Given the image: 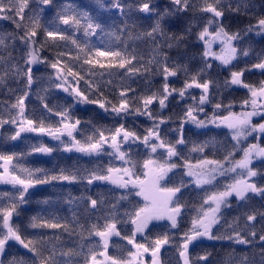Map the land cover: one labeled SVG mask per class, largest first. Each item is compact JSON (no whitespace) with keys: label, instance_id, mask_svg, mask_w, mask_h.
<instances>
[{"label":"trees","instance_id":"obj_1","mask_svg":"<svg viewBox=\"0 0 264 264\" xmlns=\"http://www.w3.org/2000/svg\"><path fill=\"white\" fill-rule=\"evenodd\" d=\"M209 10L236 38L237 58L228 67L211 63L201 42L212 21ZM260 24L264 0H0V156L10 162L12 176L40 187L26 196L0 187V244L9 216L18 239L6 246L0 264H90L104 251L98 236L112 227L119 237L110 242L111 259L128 261L135 241L149 252L165 244L161 264H184L195 223L233 181L224 176L198 187L184 168L235 163L247 148L227 129L187 125L189 115L227 117L252 100L250 90L264 87ZM30 40L41 62L37 69L30 66ZM57 70L91 107L81 108L59 91ZM233 76L242 87L234 86ZM191 85L208 87V106L198 103L199 93L187 92ZM23 101L26 120L37 129L78 124L74 138L81 147L129 134L134 141L121 148L124 162L108 148L85 157L35 136L17 141ZM153 132L175 151L173 158L153 153L146 141ZM44 148L50 154L38 156ZM151 160L176 168L162 188L179 192L172 207L180 215L176 226L153 224L136 237L145 202L134 190L97 181L120 168L143 179ZM252 170L258 193L231 200L211 242L189 245L187 264H264V160Z\"/></svg>","mask_w":264,"mask_h":264},{"label":"rangeland","instance_id":"obj_2","mask_svg":"<svg viewBox=\"0 0 264 264\" xmlns=\"http://www.w3.org/2000/svg\"><path fill=\"white\" fill-rule=\"evenodd\" d=\"M212 16V21L202 35L201 42L205 47L207 58L211 63L220 64L224 67L230 66L237 58L236 38L227 36L221 29V16L214 10L208 12ZM257 33L264 36V24H260ZM30 66L37 69L41 66L39 54L33 45L32 40L28 43ZM261 70H264L262 68ZM57 81L59 82V91L66 97L72 99L75 104L81 108L91 107L86 99L79 92L77 86L60 70H57ZM171 78V77H170ZM234 86H241L240 77L233 76ZM192 90L199 93L198 103L204 108L208 106V87L191 85L187 92ZM252 100L240 107L239 111L232 113L224 118L212 117L206 119L203 112L192 111L189 115L187 125L199 129L219 128L227 129L235 141L244 148L242 160L226 164H214L205 162L197 165H189L184 168L186 176L190 178L195 185L203 187L212 185L217 179L230 176L232 183L229 189L222 195L215 196L206 205L201 219L195 223L194 230L190 236L189 242L184 249V264L186 262V253L189 245L195 242H211V233L219 223L222 211L228 207L231 200H242L249 194L258 193L252 183L255 176L252 170L253 164L264 160V148L260 141L264 137V87L261 90H250ZM192 98H196L192 96ZM103 111V107L97 106ZM202 113V116L199 118ZM78 124L66 122L58 130L37 129L25 118V101L20 105V117L18 119L17 141L25 136H35L46 139L51 143H56L63 148V152L68 155H81L85 157H99L103 154L105 148L110 149L119 155V161L124 162L121 156V148L125 144L132 143L133 137L120 131L114 138L103 139L100 144L89 147H81L75 140V134L78 130ZM153 153L165 152L168 157L173 158L175 151L164 146L159 139V133L153 132L146 139ZM248 145V146H247ZM38 156H48L49 150L44 148L39 150ZM176 168L169 165L151 160L145 165L144 178L136 179L127 168H120L111 172V174L97 182L108 184L124 190H134L138 196L145 202V209L141 212L134 224L135 236L141 237L144 232L153 224L169 223L174 226L177 224L180 211L173 209L174 198L179 192L168 191L162 188V184L174 172ZM0 187L18 188L23 196L38 186L20 182L10 173V162L5 161L0 156ZM12 216L6 220L5 229L7 238L0 244V256L7 245L17 242L18 239L11 231L10 222ZM104 251L90 264H161L160 254L165 244H161L157 251L149 252L145 248L137 246L136 242L130 243L133 253L126 262H117L108 256L110 242L119 237L115 228H110L107 232L100 234Z\"/></svg>","mask_w":264,"mask_h":264}]
</instances>
